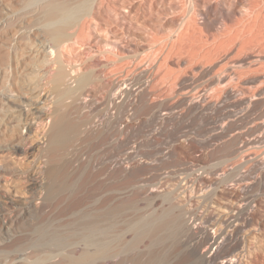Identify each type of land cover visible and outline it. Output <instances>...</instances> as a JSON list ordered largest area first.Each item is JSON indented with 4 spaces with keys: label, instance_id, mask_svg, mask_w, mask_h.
Segmentation results:
<instances>
[{
    "label": "rangeland",
    "instance_id": "obj_1",
    "mask_svg": "<svg viewBox=\"0 0 264 264\" xmlns=\"http://www.w3.org/2000/svg\"><path fill=\"white\" fill-rule=\"evenodd\" d=\"M107 8L64 53L68 69L91 75L62 102L73 106L72 142L52 149L37 130L49 100L24 132L26 145L0 150L1 204L9 208L0 211V232L13 230L0 243V262L207 264L198 240L210 234L219 239L210 252L216 261L264 264V0H109ZM50 169L72 192L47 199ZM106 204L107 257L51 259L53 247L26 243L43 216L71 253L87 233L83 216ZM161 213L181 227L141 236L145 220ZM30 248L33 256L19 260Z\"/></svg>",
    "mask_w": 264,
    "mask_h": 264
},
{
    "label": "bare ground",
    "instance_id": "obj_2",
    "mask_svg": "<svg viewBox=\"0 0 264 264\" xmlns=\"http://www.w3.org/2000/svg\"><path fill=\"white\" fill-rule=\"evenodd\" d=\"M108 2L109 0H0V150L16 151L19 150L20 146L26 145V134L24 132L30 128L33 121L38 118L42 119V116H45L46 108L39 106V104H46L49 100L53 103V106L51 110H48L49 113L47 111L48 116L44 118L43 122L39 123L37 130L39 129L42 132L46 144L52 149L64 148L72 142L77 132V124L73 121V106L72 103L63 106L62 102L73 92L75 94L80 87L89 84L91 75L89 72L76 75L72 70L73 68L69 67L68 69L63 62L64 53L67 51L68 45L76 43L78 39H76V36H79V34L81 36L83 30H89L97 25L95 24V17L108 7ZM84 17H88V21L82 22L81 30L79 32L72 31L76 22ZM171 19L173 20L174 17ZM231 43L233 42H230V45ZM130 51L135 52V49L134 51L130 49ZM237 54L239 55V53ZM80 96V94L76 95L75 102L78 101ZM40 114L43 115L39 117ZM96 115L97 113L93 114V116ZM24 152L29 155V152ZM122 162H124V159H122ZM48 176L51 184L48 187L47 199L54 196L55 190H61L62 193L72 192V186L66 181L58 182L61 175L57 170L50 169ZM30 179L37 180L34 177ZM73 201H75L73 206H76V200ZM1 202L2 198L0 196V211L9 209L4 207ZM7 204L13 206L14 209L17 206L15 202H8ZM66 210L67 208L63 209V213ZM110 211L112 209L108 208L106 204L102 209H91L83 216V219L87 221V224L83 227L87 233L76 243H72L73 252L71 253L64 251V247L69 244L67 239L61 237L60 231L53 227L54 224L45 221L46 219L44 220L43 216L40 217L41 221L36 227L30 231L31 237L26 243L31 244L34 248L53 247L55 250L50 249L53 251L46 253L51 259L61 258L66 261L74 260L91 263L98 258L107 257L111 252V240L108 226L104 228L103 226L106 225L112 214ZM208 220L210 221V219ZM208 220H205V222H209ZM205 222L203 223L205 224ZM209 223L212 224L211 221ZM206 224L210 226V224ZM230 224L231 222L228 223V225ZM207 225L204 226L208 227ZM172 226L181 227L179 217L161 213L146 219L145 223L139 227V233L141 236L152 239L160 238L162 236L161 232ZM12 231L9 227L1 231L0 243L11 237ZM201 231L203 230L201 229ZM208 235L198 240V246H200L201 254L207 264H233V258L220 259L221 261H216L217 258H211L210 252L212 253L211 250L218 245L219 239L210 236V234ZM222 236L225 237V235ZM222 240L226 239L223 238ZM222 240L220 241L222 242ZM19 246L15 245L10 249V252L18 250ZM34 251L30 248L29 252L21 253L18 259L31 258L33 256L31 253ZM0 264L6 263L0 262ZM104 264H108V262Z\"/></svg>",
    "mask_w": 264,
    "mask_h": 264
},
{
    "label": "built area",
    "instance_id": "obj_3",
    "mask_svg": "<svg viewBox=\"0 0 264 264\" xmlns=\"http://www.w3.org/2000/svg\"><path fill=\"white\" fill-rule=\"evenodd\" d=\"M119 114H121V113H119ZM119 114H118V115H119ZM151 131L154 133V135H157V128H156V127L152 128ZM141 149H142V147L138 145L137 150H136L135 152L133 151L132 154L137 155L138 152L141 151ZM123 158H124V160H125V162H126V158H125L124 156H123ZM141 162H142V163H146L147 161H146V159H143V158H142V159H141Z\"/></svg>",
    "mask_w": 264,
    "mask_h": 264
}]
</instances>
